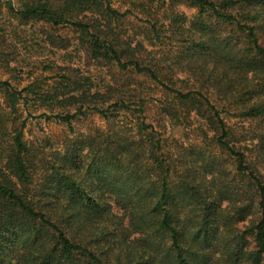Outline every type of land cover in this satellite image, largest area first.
Segmentation results:
<instances>
[{"label": "trees", "instance_id": "obj_1", "mask_svg": "<svg viewBox=\"0 0 264 264\" xmlns=\"http://www.w3.org/2000/svg\"><path fill=\"white\" fill-rule=\"evenodd\" d=\"M17 1L0 0V14L7 6L20 26L71 28L75 42L47 33L50 45L77 43L90 66L154 83L160 115L183 128L198 118L204 141L247 184L219 186L205 154L175 159L129 83L105 93L82 75L52 77L60 81L48 91L39 80L21 91L3 84L14 111L33 98L62 106L54 117L70 127L86 111L109 122L124 111L137 126L69 138L64 155L49 157L13 123L0 160V264H264V0Z\"/></svg>", "mask_w": 264, "mask_h": 264}, {"label": "rangeland", "instance_id": "obj_2", "mask_svg": "<svg viewBox=\"0 0 264 264\" xmlns=\"http://www.w3.org/2000/svg\"><path fill=\"white\" fill-rule=\"evenodd\" d=\"M4 2H12L14 7L19 8L17 0H4ZM115 2L117 6L120 5V0H115ZM7 8L5 6L3 14H0V41L4 40L5 42L2 50L10 54L9 58L0 55V125L4 124L2 125V138L0 137V160L5 156L6 145L9 142L14 122L18 127L25 124V141L40 145L49 157H55L57 153L64 155L69 138L76 140L82 135L94 134L96 130H114L118 133L131 132L135 134L137 124L134 114H127L124 111L118 118H114L110 122L99 114L86 111L85 115L73 119V125L70 127L63 119L54 117L55 115L63 117L67 110L62 106H55L53 102L45 103L29 98L27 103L20 101L15 111L9 108L5 92L6 86L3 84H9L14 89L21 91L34 81L39 80L43 90L48 91L55 87L56 82L60 81L51 79L52 77L82 75L90 78L94 83V91L100 93H105L107 88L113 84H131L132 89L137 91V97L145 99L148 106V122L154 123L157 130L169 141L175 159L181 153L192 155L194 158H198L200 153L205 154V160L211 159L215 162L211 168L214 173L211 175L216 178L215 181L219 186L236 188L247 184L239 175L235 161L226 152L215 147L214 143L204 141L200 129L202 123L198 118L193 116L190 126L183 128L160 115L159 103L161 102L159 100H165V96L154 83L136 74L120 73L117 69L112 70L109 67L90 66L77 43L68 50L53 48L45 34H58L64 39L75 42L74 31L68 27L55 30L43 24L20 26L11 20ZM185 11L189 16L195 13V10L185 9ZM135 24L142 25L140 22ZM179 54V52L168 53L165 54V57L172 64ZM9 59L14 61L8 63ZM71 112L75 111L72 109ZM229 123L235 127L239 134L244 135L246 133L243 129L250 131V125H252L239 118H231ZM252 160L256 162L254 154ZM260 170L264 175V166ZM211 175L208 176L209 179L212 178ZM232 190L229 192L232 193ZM239 199L240 197H237L235 198L236 202H233L237 206L242 203ZM233 203H230L231 208L235 205H232ZM226 204L227 202L224 203V207ZM240 224L244 227L247 223L241 222Z\"/></svg>", "mask_w": 264, "mask_h": 264}]
</instances>
